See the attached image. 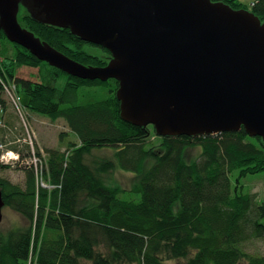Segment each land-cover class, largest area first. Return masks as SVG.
I'll return each mask as SVG.
<instances>
[{
  "label": "trees",
  "instance_id": "1",
  "mask_svg": "<svg viewBox=\"0 0 264 264\" xmlns=\"http://www.w3.org/2000/svg\"><path fill=\"white\" fill-rule=\"evenodd\" d=\"M212 1L249 10L244 0ZM249 11L264 21V0H251ZM19 22L83 65L103 67L110 60L109 51L92 54L85 47L98 46L68 29L37 23L25 9ZM45 65L0 30V93L2 83L15 85L21 100L27 97L24 119L32 127L29 112L52 123L64 120L77 138L67 153L47 149L39 173L23 167L24 187L0 178L5 207L29 222L0 233V264H264L263 255L246 250L249 242L264 238V201L242 183L264 173L261 138L242 129L158 136L155 143L153 126L122 120L118 81L81 80ZM22 67L39 69L41 81L20 78ZM60 74L67 77L62 89L54 83ZM98 86L106 88L105 99L91 93ZM5 99L0 98V140L25 154L13 144L26 138L23 119ZM19 125L25 137H19ZM24 148L28 154L29 146ZM109 148L113 158L87 163L93 151ZM118 170L134 176L129 189L105 181Z\"/></svg>",
  "mask_w": 264,
  "mask_h": 264
},
{
  "label": "water",
  "instance_id": "2",
  "mask_svg": "<svg viewBox=\"0 0 264 264\" xmlns=\"http://www.w3.org/2000/svg\"><path fill=\"white\" fill-rule=\"evenodd\" d=\"M25 9L106 49L83 65L22 27ZM0 30L39 61L88 81L119 82L121 118L159 137L244 129L264 141V21L212 0H0ZM0 188V224L5 208Z\"/></svg>",
  "mask_w": 264,
  "mask_h": 264
},
{
  "label": "rangeland",
  "instance_id": "3",
  "mask_svg": "<svg viewBox=\"0 0 264 264\" xmlns=\"http://www.w3.org/2000/svg\"><path fill=\"white\" fill-rule=\"evenodd\" d=\"M245 5L249 7L251 0H244ZM7 47L13 51V49L7 45ZM85 50L89 51L92 54L101 55V51H96L92 47H85ZM45 70L51 71V67L45 65ZM18 76L20 78L40 82L41 81V72L39 69L22 67L18 70ZM67 82V77L65 75L60 74L56 80L55 85L58 88H63ZM91 93H94L100 100L105 99L107 96L106 88L104 86H98L90 90ZM86 90L84 91V93ZM22 103L25 106L27 102V97L21 95ZM29 120L38 134V144L44 150L42 155L46 154L47 149H57L62 152L67 153L70 145L73 143H77V138L70 134V129L68 128L67 123L63 120L52 123L49 119L45 117H38L36 114L29 112ZM22 126V125H21ZM20 127V125H19ZM19 137H25L24 130L20 127V131L18 132ZM157 136V135H155ZM13 140L14 138L10 136ZM157 140H154L155 143H159L160 139L157 136ZM155 139V137H154ZM113 149H97L92 152L91 155L87 156L86 161L91 166H94L97 162L101 161L104 158H113L114 155ZM23 167H15L3 169L0 168V178H5L10 180L12 183L23 186L25 185V172L23 171ZM105 181L110 185H121L126 189H129L133 184L134 176L130 173H125L122 171L111 172L104 177ZM243 185H245L246 189L251 190L255 193L260 201H264V173L256 176H249L244 181H242ZM52 189V188H51ZM3 222L0 224V233H6L14 228H26L29 226L28 220H26L22 215L13 210L10 207H5L3 210ZM246 250L251 254L263 255L264 256V238L255 239L249 242L246 245ZM174 264V263H173Z\"/></svg>",
  "mask_w": 264,
  "mask_h": 264
},
{
  "label": "built area",
  "instance_id": "4",
  "mask_svg": "<svg viewBox=\"0 0 264 264\" xmlns=\"http://www.w3.org/2000/svg\"><path fill=\"white\" fill-rule=\"evenodd\" d=\"M1 96L3 98L6 97L5 100L10 102L15 108V110L18 112V114L22 117L25 126L26 138L24 140L15 141L13 143L17 145L19 149H23L25 154H23L21 151H15L11 149V144H5L0 140V165L8 166L11 168L34 166L37 173H39V165L43 162V157L45 156L42 155L44 150L38 144L37 132L30 125V123L24 119L25 107L23 106L21 98L17 94L16 86L2 83V92L0 93V98ZM3 111L4 108L0 104V113H2ZM3 124L4 121L0 120V127L3 126ZM25 145H28L30 148L28 154L26 149L24 148ZM37 148H39L41 157L38 154ZM41 182H43L42 179ZM41 184L43 187L45 186L44 182Z\"/></svg>",
  "mask_w": 264,
  "mask_h": 264
},
{
  "label": "crops",
  "instance_id": "5",
  "mask_svg": "<svg viewBox=\"0 0 264 264\" xmlns=\"http://www.w3.org/2000/svg\"><path fill=\"white\" fill-rule=\"evenodd\" d=\"M12 116H13V113H12V112H8V113H7V118H8V119H12Z\"/></svg>",
  "mask_w": 264,
  "mask_h": 264
},
{
  "label": "flooded vegetation",
  "instance_id": "6",
  "mask_svg": "<svg viewBox=\"0 0 264 264\" xmlns=\"http://www.w3.org/2000/svg\"><path fill=\"white\" fill-rule=\"evenodd\" d=\"M93 49H95L96 51H105V50H106V49H105V50H102V49H104V48H102V47H101V48H99V47H97V48H96V47H93ZM106 51H107V50H106Z\"/></svg>",
  "mask_w": 264,
  "mask_h": 264
}]
</instances>
